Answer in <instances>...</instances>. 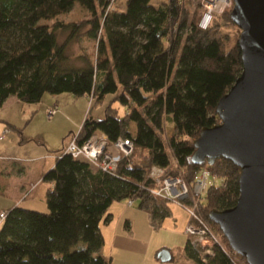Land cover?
Masks as SVG:
<instances>
[{
	"label": "trees",
	"instance_id": "1",
	"mask_svg": "<svg viewBox=\"0 0 264 264\" xmlns=\"http://www.w3.org/2000/svg\"><path fill=\"white\" fill-rule=\"evenodd\" d=\"M76 2L86 16L64 21ZM203 10L202 0H126L125 9L117 0H0V106L11 94L39 102L46 93L69 91L101 102L113 93L126 112L109 102L104 117L87 114L77 140L100 130L111 141L134 142L115 171L94 170L63 148L44 174L52 183L46 192L49 211L14 206L3 219L0 264H111L112 256L100 252L101 223L111 221L107 211L115 200H137L154 224L169 215L151 192L155 164L180 176L192 193L202 167L222 179L199 200L222 243L202 255L188 237L185 251L195 263L249 264L209 216L212 208L237 202L241 168L225 157L213 164L192 159L201 128L221 121L218 101L243 70L241 29L231 10L216 14L205 29L199 26ZM59 29L69 31L62 42ZM81 33L97 41L95 54L81 52L84 65H68V43ZM168 118L174 127L166 144Z\"/></svg>",
	"mask_w": 264,
	"mask_h": 264
},
{
	"label": "water",
	"instance_id": "2",
	"mask_svg": "<svg viewBox=\"0 0 264 264\" xmlns=\"http://www.w3.org/2000/svg\"><path fill=\"white\" fill-rule=\"evenodd\" d=\"M233 2L243 70L218 101L221 121L201 128L192 159L213 164L225 157L241 168L237 202L209 216L249 264H264V0ZM158 257L171 260L172 253L162 249Z\"/></svg>",
	"mask_w": 264,
	"mask_h": 264
},
{
	"label": "rangeland",
	"instance_id": "3",
	"mask_svg": "<svg viewBox=\"0 0 264 264\" xmlns=\"http://www.w3.org/2000/svg\"><path fill=\"white\" fill-rule=\"evenodd\" d=\"M162 0H151L153 4H158ZM196 2V0H193ZM126 0H117V7L119 9H125ZM233 7V6H232ZM227 9V10H231ZM226 11V10H225ZM231 12V11H230ZM83 16H86V10L75 3L74 7L67 13L63 14L64 21L76 20ZM229 28V26H226ZM69 31L57 30L58 41L62 42L68 35ZM240 37V36H239ZM97 41L90 38L87 34L81 33L78 37L73 38L67 46V53L69 55L68 65L81 66L84 65L85 61L80 56L81 52L93 56L96 51ZM115 94L110 93L101 102H95L87 95L77 96L69 91H64L61 95L46 93L42 100L39 102H26L23 101L24 105H17V113L15 116L16 123H19V128L23 131L21 133L15 129L13 130L14 136L18 138V144L29 149L31 146L28 145L30 139L37 140L39 136H43L45 142L48 141L53 147L57 145H63V138L72 134L78 133L81 127L79 119L76 120L74 116L86 114L93 115L97 118H102L105 115V108L109 102L115 106H119L120 112L125 113V105L119 98H113ZM56 96V97H55ZM56 103L59 105L58 114H50L49 110L55 108ZM50 107V108H49ZM76 108V113L71 114V110ZM74 112V111H73ZM18 125V124H17ZM173 123L170 118L167 120L166 131L162 135L164 141L167 144V139L173 131ZM135 123H130V130L135 132ZM9 130H5L1 135L5 136L4 140H0V143L8 141V137L11 136L8 133ZM27 137V138H26ZM42 141V140H40ZM51 147V148H53ZM12 149V148H1L0 154L13 156L14 153L20 154L25 153L23 150ZM57 149V148H54ZM19 151V152H15ZM221 182V180H219ZM160 200L169 209V215L163 220L157 221L155 224L152 223V219L147 210L138 207V201L133 200V204H130L129 198L121 200H115L109 211L112 213V227H123L126 228L127 235H133L132 239L127 241V244L132 246L136 241L145 248H139L138 251L132 253V257L135 259L134 264H196L185 251V244L188 239L186 227L189 224L190 213L184 204H180L174 199ZM129 220L130 224L127 226L126 221ZM105 227V226H104ZM132 230V232H131ZM82 244L85 242L82 241ZM162 249H168L174 255L171 260L163 261L157 257L158 252ZM104 253L110 251L109 245L101 249ZM121 249H114L112 253H116V258L113 264H129L128 257L120 254ZM127 252H124L125 255Z\"/></svg>",
	"mask_w": 264,
	"mask_h": 264
},
{
	"label": "crops",
	"instance_id": "4",
	"mask_svg": "<svg viewBox=\"0 0 264 264\" xmlns=\"http://www.w3.org/2000/svg\"><path fill=\"white\" fill-rule=\"evenodd\" d=\"M62 93L63 92L58 93L56 94V96H59ZM22 103L23 101L19 99L15 94H11L5 99L2 106H0V140H4L7 136L1 135L5 130H9L8 133L11 134V136L7 138L8 141L3 144L0 143V150L1 148H12L19 149L20 151V148L22 147L18 144L17 136H14L13 134V130L15 129V127L19 126V123H16L17 120L15 119L17 113V105H24ZM55 107L57 108L54 113L56 115L59 112V105L56 103ZM73 111L71 110L70 112L74 115L77 109L73 108ZM74 117L76 118V120L79 119L82 125L85 117H83V115L80 118L79 116ZM73 134L75 133H72L63 138L62 146L57 145L53 147L48 141L45 142V140L43 139L44 137L40 135V138H37L36 141L32 138H28L30 139L29 141H31L28 143V145H30L31 147L29 149H24L25 147L21 148V150H23L25 153H14L13 156H9L10 154L8 156L0 154V211L9 210L14 206H22L44 212L49 211L46 192L47 189L52 186V183L44 178V174L55 164L57 155L63 150V148L67 146ZM21 135L23 136V133H21ZM92 167L94 170L98 169L95 166ZM127 221V226H129L130 221ZM2 223L3 219H1L0 217V228L2 226ZM111 225L112 219L109 222L102 221L101 223V229L105 241L103 246L100 248V252L105 255H111V264H113L116 258V253H112V250L121 249L122 252H120V254L122 256L128 257L129 264H134L135 259L131 254L135 253V250L138 251L139 248L143 249L145 247L141 246L140 243L136 241L132 246L128 245L127 241L131 240L133 235H127L125 232L126 228L117 226L112 227ZM107 245H109L111 252L106 251L104 253L101 249ZM124 252L127 253L123 255Z\"/></svg>",
	"mask_w": 264,
	"mask_h": 264
},
{
	"label": "built area",
	"instance_id": "5",
	"mask_svg": "<svg viewBox=\"0 0 264 264\" xmlns=\"http://www.w3.org/2000/svg\"><path fill=\"white\" fill-rule=\"evenodd\" d=\"M233 0H202L204 10L199 19L201 28H208L214 16L227 9L232 8ZM57 108H51L50 114H54ZM134 149V142L130 138L119 137L111 141L108 135L100 130H96L82 143L77 140L75 133L65 151L71 153L76 158L88 161L92 166L105 171H115L124 155L131 154ZM151 176L155 180V186L151 192L164 199H174L180 204H184L190 213L189 224L186 232L190 237L191 244L202 254L213 252L215 243H222L221 233L204 216L199 206L207 189L212 184L221 183L222 179L214 174L210 169L202 167L199 169L194 182L193 193L180 176L167 175L164 167L153 165ZM191 201L186 202V199ZM130 204L133 200L130 199ZM8 210H1L0 217L4 219Z\"/></svg>",
	"mask_w": 264,
	"mask_h": 264
}]
</instances>
